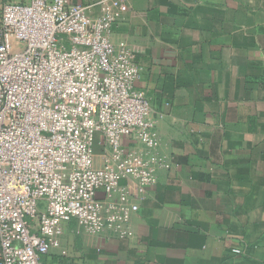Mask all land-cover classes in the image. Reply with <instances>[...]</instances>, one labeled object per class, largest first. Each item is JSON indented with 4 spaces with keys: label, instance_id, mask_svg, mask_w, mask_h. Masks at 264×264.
Wrapping results in <instances>:
<instances>
[{
    "label": "crops",
    "instance_id": "obj_1",
    "mask_svg": "<svg viewBox=\"0 0 264 264\" xmlns=\"http://www.w3.org/2000/svg\"><path fill=\"white\" fill-rule=\"evenodd\" d=\"M67 1L119 15L111 39L136 54L171 168L143 195L123 182L128 238L65 222L43 264H264V0Z\"/></svg>",
    "mask_w": 264,
    "mask_h": 264
},
{
    "label": "built area",
    "instance_id": "obj_2",
    "mask_svg": "<svg viewBox=\"0 0 264 264\" xmlns=\"http://www.w3.org/2000/svg\"><path fill=\"white\" fill-rule=\"evenodd\" d=\"M89 12L0 0V264H43L72 220L128 238L140 206L123 182L143 195L171 168L136 54L111 39L119 15Z\"/></svg>",
    "mask_w": 264,
    "mask_h": 264
}]
</instances>
